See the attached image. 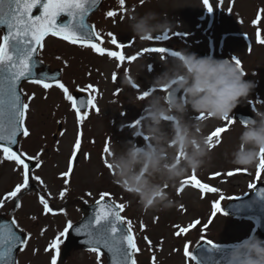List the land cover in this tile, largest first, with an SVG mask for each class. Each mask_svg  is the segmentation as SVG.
I'll use <instances>...</instances> for the list:
<instances>
[{
	"label": "rangeland",
	"instance_id": "1",
	"mask_svg": "<svg viewBox=\"0 0 264 264\" xmlns=\"http://www.w3.org/2000/svg\"><path fill=\"white\" fill-rule=\"evenodd\" d=\"M209 2L213 6L211 12L208 11L204 0H149L147 3L143 0L142 4L140 0H126V12L122 13L118 0H104L100 9L90 16V21L102 34L101 46L120 51L126 56L138 53L135 61L126 60L121 63L107 54L94 53L90 47L72 45L58 37L45 38L44 47L38 53L40 59L51 69L56 67L61 69L59 80L70 93L89 84L93 85L97 89L93 95L99 111L88 109L85 121L78 123L76 113L69 105L70 101L65 99L60 88L53 85L45 90L41 85L30 81L22 82L24 103L29 104L24 125L30 131V135L24 137L21 134L18 146L21 153L33 157L36 163L38 161L35 158L40 153V167H34L31 175L40 177L43 184L31 180V188L22 190L18 198H6L8 192L23 182V166L18 168L16 162L5 158L0 149V199L4 200L3 206H0V213L14 217L16 223L28 232V243L23 247V251L19 252L18 264H50L52 252H45L46 248L43 246L47 247L58 233L63 231L68 221L73 222L82 216V202L97 199L101 192H109L113 201L125 204L127 217L134 219L136 215L137 218L134 220L137 222L141 219V223L149 229L151 246L143 244L138 246L141 250L139 264H152L153 255L155 264H186L183 251L185 244H188L192 251L193 245L201 237H208L220 244H232L252 232L258 235L251 218H234L227 214L223 215L224 212L212 216L211 205L222 194L225 197L220 201L223 207L232 194L247 193L252 189L249 188V184L254 185L257 180L264 179V169H258L259 163L253 170H248L225 163L223 156L225 151L231 149L241 131L242 124L234 118V112L243 109L253 113L254 107L264 103V45L256 43V32L259 28L264 34V23L258 25L252 23L260 10H264V0H209ZM148 8L167 13L180 27L173 32L160 34L167 39L158 41L154 36L152 40H139L127 29L124 18L129 11L142 12ZM109 10H118L119 13L114 18H109L106 16ZM261 19L264 20V14L261 15ZM109 30L113 34L116 33L117 37L123 34L129 38L124 49H118L110 43L107 35ZM2 35L0 30V38ZM155 47H164L169 49V52L186 48L200 56L238 58L248 73L245 79L254 81L256 87L251 93V99L238 105L231 113V118L223 122L210 121L209 135L216 127H223L227 131L219 136L215 147L214 166L195 175L196 178L202 177L210 186L220 189V192L202 195L191 184L182 183L179 188L183 186V190L178 192L177 188L173 195L180 193L176 198L183 207L169 211L145 212L133 197L112 182L110 170L104 163L108 155L104 148L109 149L110 145H118L131 138L130 128L140 117L142 105L133 104L129 99L141 94L140 86L147 89L148 79L162 70L157 58L163 59L164 54L143 51L145 48ZM148 59L152 68L138 77L136 87L122 86L121 75L128 71L129 66L135 70L138 62ZM113 73L117 74L115 81L112 79ZM29 97L33 98L29 100ZM78 135L81 140L78 161L74 162L70 183L66 186L61 173L68 170ZM228 171H233L234 175L229 177L226 174ZM215 173L220 175L213 178ZM192 175L187 176L185 180H191ZM201 182L204 183L202 180ZM65 187L68 191L64 198H61L59 193ZM39 195H44L52 208L57 210L63 208L64 213L45 215L43 206L39 203ZM18 201L21 207L16 208ZM196 220L200 221L199 225H194ZM209 221H213L209 225L210 229L201 227L202 223L207 225ZM189 224H193L194 227L186 234L179 237L175 235L177 229L174 226L188 227ZM156 241L160 242V246L156 245ZM104 262L102 256L101 263ZM58 264H97V256L82 249H73L64 258L60 256Z\"/></svg>",
	"mask_w": 264,
	"mask_h": 264
},
{
	"label": "clouds",
	"instance_id": "2",
	"mask_svg": "<svg viewBox=\"0 0 264 264\" xmlns=\"http://www.w3.org/2000/svg\"><path fill=\"white\" fill-rule=\"evenodd\" d=\"M145 3L149 0H144ZM127 29L141 41L180 25L167 13L148 8L129 11ZM157 58L162 70L140 86V95L129 102L142 105L140 117L130 128L131 138L110 145L107 164L112 182L134 198L141 210L169 211L180 208L173 192L185 178L214 166L215 137L208 134L210 121L231 118L238 105L251 99L256 84L232 58L200 56L186 48ZM148 60L121 75L124 87L135 88L138 77L150 71ZM255 74L254 72L252 73ZM253 117L242 124L235 143L223 153L225 163L253 170L264 148V103L253 108ZM219 264H264V238L255 232L230 244Z\"/></svg>",
	"mask_w": 264,
	"mask_h": 264
},
{
	"label": "snow or ice",
	"instance_id": "3",
	"mask_svg": "<svg viewBox=\"0 0 264 264\" xmlns=\"http://www.w3.org/2000/svg\"><path fill=\"white\" fill-rule=\"evenodd\" d=\"M100 2L101 0H0V28L5 30V34L0 38V141L5 143H0V149H2L5 158L16 162L18 168L23 166V182L17 184L14 190L8 192L6 198H18V194L22 190L31 188V180H36L40 184H43L40 177L31 175V161L34 158L24 153L18 154V150L13 151L11 147L17 144L18 133H22L24 137L30 135L28 128L24 125L29 104L22 101V93L18 90V85L22 79H28L32 83L41 85L45 90L51 88L53 85L60 88L64 93L65 99L71 102V107L75 110L78 123H83L88 116L87 111H83L82 114V109H95L99 111L95 104V96L93 95L97 89L93 85L89 84L79 89L82 94H88L85 100L83 95L78 98L71 94L69 89L57 77L48 76L45 73H40L39 75L34 73L33 68L36 64L34 58L43 49L45 37L51 35L62 38L72 45L90 47L94 53L100 55L107 54L108 57L115 58L121 63L126 60L135 61L137 58L138 53L126 56L120 51L110 50L101 46L103 42L101 32L96 30L95 25H89L86 20L89 12L97 8ZM140 2L142 4L143 0H140ZM125 3L126 0H118L122 13L126 12ZM204 4L207 6L208 11L211 12L213 10V6L209 0H204ZM38 7L39 14L34 15L33 10ZM62 14L66 15L68 19L58 23V19ZM117 14V11L113 10L106 12V16L109 18H114ZM262 14H264V10H260L257 18L252 21L254 25L264 23V20L261 19ZM107 35L110 38V43L116 48L124 49L126 47V42L129 39L126 35L122 34L120 37H117L111 32L107 33ZM154 38L158 41L167 39L166 36L162 37L161 35ZM152 39L153 37L150 40ZM256 43L264 45V34H262L259 28L256 32ZM143 51L145 53H165L169 52V49L155 47L145 48ZM233 59L237 64L241 65V61L238 58L233 57ZM112 79L113 81L117 79L116 73H113ZM32 98L29 97V100ZM225 131L227 129L223 127H216L210 138L215 137L218 142L220 134ZM80 148L81 140L78 135L74 144L72 157L69 160L68 170L61 173L66 186L70 183V176L74 170V162L78 161V150ZM104 151L107 153L109 149L105 147ZM39 155L40 153L35 158L38 161L35 165L37 168L40 167ZM22 156H25L26 159L22 158ZM104 163L110 169L111 166L107 164L106 159ZM258 169H264V148L261 149ZM226 174L232 177L234 172L228 171ZM219 175L220 173H215L213 174V178ZM259 175L258 171L257 176ZM183 184H191L202 195L220 192V189L212 187L208 183H202L196 178L195 173L191 176V180H185ZM248 186L249 188L255 187L252 184ZM182 190L183 186L177 191L180 192ZM67 191L68 188L65 187L59 193L60 197L64 198ZM88 195H91V193H88ZM110 195L109 192L100 193L99 199L95 201L97 207L93 218L87 224L75 228V232L86 234L87 239L84 243L89 246L88 250L90 252L96 254L97 264H101V257L105 255L102 249H107V252L111 254L112 264H137L135 257L140 249L137 246L132 221L121 214L125 210V204L116 203L115 201L109 202L107 198ZM257 195L261 205L264 206V188L260 189ZM224 199L225 197L221 194L219 199L212 203V216L223 212L220 201ZM229 199H232V197H229ZM39 203L43 206V213L45 215L64 213L63 208L58 210L52 208L44 195H39ZM3 204L4 200L0 199V206H3ZM15 207H21L19 201ZM181 207L183 206L181 205ZM32 219L35 220L36 217H32ZM194 223L195 225H199L200 221L196 220ZM13 225L19 227L14 219L10 223L5 222L3 225H0V264H18L13 258V250L19 244L21 245L20 250L23 251V247L28 243L27 239H23L21 235L13 231ZM193 226V224H189L188 227L176 225L174 226L177 229L175 235L179 237L182 234H186ZM73 227L72 222L68 221L64 230L59 232L48 244L45 251L53 252L50 264H58L63 238L70 236ZM140 227L144 229L145 225L141 223ZM144 239L151 245L148 237H144ZM206 242L210 245L209 252L214 249L220 250V245L214 244L211 240H207ZM183 251L188 259L192 261L196 260L188 244H185ZM152 264H155V255L152 257ZM196 264H201V262L196 260ZM205 264H219V261H213L212 257L208 256L206 257Z\"/></svg>",
	"mask_w": 264,
	"mask_h": 264
},
{
	"label": "water",
	"instance_id": "4",
	"mask_svg": "<svg viewBox=\"0 0 264 264\" xmlns=\"http://www.w3.org/2000/svg\"><path fill=\"white\" fill-rule=\"evenodd\" d=\"M36 10H37V12L33 13L34 15L39 14V7ZM67 19H68V17L65 15V18L60 20V21L58 20V23L64 22ZM86 20H87V17H86ZM4 34H5V30H4ZM34 59L36 60V64L33 68V71L35 74L39 75L40 73H45L48 76H55V77L59 78L60 72L58 70H55L53 72H50L46 69L41 70V71H37L39 61L36 57ZM18 90H19V85H18ZM235 115L242 122H245V123H246V119H248L249 117H253L252 114L245 112V111H242V110H238L235 113ZM18 134H17V136H18ZM0 143H5V142L0 141ZM15 145H12L11 147L17 151ZM31 165H33V163H31ZM262 188H264V183H262V182L257 183L255 186V189L251 195L239 197V199H236V200H233V202L227 203L226 209L230 212L237 214V215L253 216L258 222V229L260 231L261 236H264V206L261 205L260 199L257 195L259 190ZM108 201L111 202L110 200H108ZM84 207H87L89 212L85 217H83L78 222L73 224L74 227L71 230V234H70V236L66 237L65 242H64V252H63L64 256L68 253V251L72 247H89L87 244L84 243V241L87 239L86 234L76 233L75 228L80 227L81 225L87 224L93 218V215H94V212H95L97 206L94 202L93 204H89V205L85 204ZM11 221H12L11 219H4L2 216H0V225H3L5 222L10 223ZM13 231H15L18 235H21V237L23 238L22 233L20 231H18L14 225H13ZM206 241L207 240H202L199 244H197L195 246L194 254H195L196 258L201 262V264H205L206 257H208V256H211L213 261H219V262L222 261L224 259V257L221 256V253L224 252L227 247L223 246V247H220V250L214 249L213 251L209 252L208 249L210 248V245H208ZM19 247H20V245L18 244L17 247L13 250L14 260H15V253ZM102 251L107 256V264H112L111 254L107 252V249H102Z\"/></svg>",
	"mask_w": 264,
	"mask_h": 264
}]
</instances>
